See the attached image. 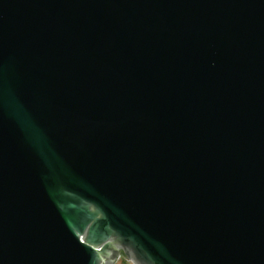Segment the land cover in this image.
<instances>
[{
    "label": "water",
    "instance_id": "water-1",
    "mask_svg": "<svg viewBox=\"0 0 264 264\" xmlns=\"http://www.w3.org/2000/svg\"><path fill=\"white\" fill-rule=\"evenodd\" d=\"M264 264V0H0V264Z\"/></svg>",
    "mask_w": 264,
    "mask_h": 264
},
{
    "label": "rangeland",
    "instance_id": "rangeland-1",
    "mask_svg": "<svg viewBox=\"0 0 264 264\" xmlns=\"http://www.w3.org/2000/svg\"><path fill=\"white\" fill-rule=\"evenodd\" d=\"M116 264H134L132 261L127 260L123 255L122 258H120Z\"/></svg>",
    "mask_w": 264,
    "mask_h": 264
},
{
    "label": "built area",
    "instance_id": "built-area-1",
    "mask_svg": "<svg viewBox=\"0 0 264 264\" xmlns=\"http://www.w3.org/2000/svg\"><path fill=\"white\" fill-rule=\"evenodd\" d=\"M120 258H122V255L118 258V260H119Z\"/></svg>",
    "mask_w": 264,
    "mask_h": 264
}]
</instances>
